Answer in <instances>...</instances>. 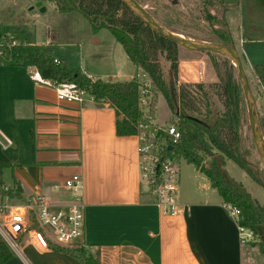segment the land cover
Listing matches in <instances>:
<instances>
[{
	"label": "crops",
	"instance_id": "crops-1",
	"mask_svg": "<svg viewBox=\"0 0 264 264\" xmlns=\"http://www.w3.org/2000/svg\"><path fill=\"white\" fill-rule=\"evenodd\" d=\"M252 2L256 3V0ZM39 4L45 10L44 4ZM239 8L240 3L235 8H228L227 23L234 47L246 49L244 67L255 80V69L264 66V41L256 39L259 38L256 33H264L256 29L263 20L258 21L259 24L253 23L247 31L241 25L235 26L237 37L228 18ZM235 19L232 17L231 20ZM46 38L43 46L36 45L48 50L55 41V33L48 32ZM88 41L99 51H104L101 58L104 67L93 71L80 60L79 68L85 74L98 79L95 74L101 73L106 78L102 80L151 81L129 60L116 39L102 34L101 30L93 33L91 29ZM248 45L253 46L247 50ZM238 52L242 56L245 54ZM193 54L186 50L178 52L180 85L198 81L192 65L201 62L184 59L193 58L190 56ZM112 63L117 65L115 71H110ZM34 69L8 66L0 58L1 190L19 183L25 198L42 195L55 209H60L71 201L70 192L63 187L65 180L79 175L82 179L79 194L85 215L81 243L101 264H244L240 227L217 190L211 187L208 179L202 178L205 175L200 170L195 167L192 175L200 197L195 194L182 196L177 202V215L165 214L148 190L143 189L138 136H118L116 133V111L89 95L82 103L59 101L53 88L35 84L30 79ZM262 87L264 83L262 86L255 82L258 97L264 100ZM255 103L262 123V109L257 100ZM153 122L157 124L155 119ZM179 173L181 183L180 170ZM228 173L264 205V190L253 179L244 178L236 170V177ZM5 199L6 202L19 201L17 198ZM0 202L3 203L1 199ZM257 230L260 241L264 242V228L259 226ZM3 244L10 246L0 233V245ZM11 249L14 258L6 264H82L66 249L38 250L29 241V235L22 237L16 248Z\"/></svg>",
	"mask_w": 264,
	"mask_h": 264
},
{
	"label": "trees",
	"instance_id": "trees-1",
	"mask_svg": "<svg viewBox=\"0 0 264 264\" xmlns=\"http://www.w3.org/2000/svg\"><path fill=\"white\" fill-rule=\"evenodd\" d=\"M236 7L240 0H236ZM226 0H204L206 20L211 26L207 38L198 39L234 47L226 12ZM59 13L78 12L90 22L93 33L109 30L123 47L129 60L151 80L153 94L150 114L155 115L158 95H162L180 131V139L172 145L166 135L164 140L172 145L168 149L177 159L194 165L216 189L225 205L239 210L235 218L240 228L253 232L260 239L257 226L264 228V205L258 203L244 185L236 181L226 169V158L233 160L256 183L264 187L256 172L247 161L250 152L244 145L243 127L246 123V102L236 67L223 56L206 53L212 60L219 82L213 89L203 84L178 83V47L145 25L121 0H54ZM156 18V17H155ZM161 26L175 32L167 23L155 19ZM190 38V37H186ZM159 53L170 63L169 79H165L159 63ZM0 58L3 64L12 67H34L40 74L56 84L76 83L95 101L112 107L117 114L116 133L118 136L138 134L139 124L144 121L140 107L144 84L139 80L112 81L90 80L79 67L72 66L66 59L56 58L43 47L7 35L0 25ZM57 60V61H56ZM222 60L225 71H220ZM256 77L264 83V66L255 69ZM213 93V94H212ZM211 96H216L223 106L217 112ZM177 111L179 112L177 114ZM250 128V126H249ZM205 158L209 164H205ZM17 198L18 205L27 204L19 183L8 190L0 189V199ZM264 253V242H259ZM76 255L82 264H101L84 246L66 250ZM14 258V252L7 244L0 245V264Z\"/></svg>",
	"mask_w": 264,
	"mask_h": 264
},
{
	"label": "rangeland",
	"instance_id": "rangeland-1",
	"mask_svg": "<svg viewBox=\"0 0 264 264\" xmlns=\"http://www.w3.org/2000/svg\"><path fill=\"white\" fill-rule=\"evenodd\" d=\"M136 1L154 19L157 18L158 20H161L165 23H167V21L170 22L169 25L174 29V33L182 35L184 37H190L187 39H204L211 34V26L206 20L204 0ZM39 3L44 4L45 10L40 8ZM236 3V0H226L224 9L228 10V8H235ZM232 17L236 18L235 21L231 20ZM252 17H255L257 20L252 19ZM260 20H263V22L260 23V25H257L256 29L264 31V0H256V3L252 2V0H240L239 11L233 10V13L228 18V21H230L232 29L235 31L234 33H236L237 37L238 32H236L237 29L235 28V26L241 25L247 31L249 27L253 25V23L259 24ZM0 25H2L3 30L8 33L9 36H15L19 39L29 41L30 43L41 44L42 46L43 43L46 42V34L48 32H54L55 41L52 42V47H50L48 50L46 49L52 56L66 59L74 67L80 66V60H83V62H85V64L89 66V68H91L93 71H99L104 67L101 61L104 51H99V49L93 47L88 41L92 29L88 19L78 12H70L66 14L59 13L55 8L54 0H38V2H36V0H0ZM101 31L102 34H105L109 36V38L115 40L109 30L103 29ZM256 34L257 37H259L256 39L261 42L264 41V33ZM252 46L253 45H248L247 50ZM237 49L238 51H242V53H245L244 56L241 55V58L245 57L244 59L242 58L243 65L245 66L244 60L246 59V49L240 48L239 46ZM179 51L185 52L184 49L178 47V52ZM183 56L182 58H184ZM190 56H192L193 58L185 57L184 59L187 58L192 59L193 61L201 62L204 69V79L202 83H198V81H196L197 83L194 84H203L207 89L212 90L213 86L219 82V78L217 72L213 67L211 58L206 53L199 52H194V54ZM159 63L165 79H169L170 63L166 60L164 54L161 55L159 53ZM192 66L193 72H196L197 74V71L199 70L198 65L193 64ZM109 68L110 71H115L117 69V65L112 63L109 65ZM122 69L124 70L123 67ZM220 71L221 73L225 71V66L222 60H220ZM95 75L96 77H99L98 79H106L104 76H102L101 73ZM246 76L252 95L254 98H256L255 102L257 100L260 109H262L263 124H260L264 137V100H261L259 98V93L256 92L255 82L257 83V80L252 79V77L249 76L247 72ZM261 92L263 96L262 89ZM211 99L214 102V108L217 112H221L224 110L222 104L219 102L216 96H211ZM153 119H155L157 125L163 128L168 126L169 123H171L172 119H175V116L171 112L165 98L162 95H158L156 112L155 115H153ZM242 132L245 139L244 145L250 152V155L247 157V161L256 172V175L258 176L262 184H264V171L255 149L252 131L249 128L247 107L246 123L243 127ZM205 164H209V159L205 158ZM178 166L181 172V183L179 184L177 202L182 196H190L191 194L199 196V189L196 188L195 184L192 182V175L195 172V166L187 164L183 159H178ZM227 169L228 172L232 173L234 177H236L234 170H236L244 178H247V176H249L231 159H228ZM202 178H204V180H207L205 176ZM143 185V189L148 190L146 182H143ZM259 186L264 190V187H262L261 185ZM212 190L213 192H215L214 189ZM8 202H6V199H3L4 204L7 203L8 205L10 204L12 206H16L19 204L14 201H10L9 203ZM258 227L259 226H257V228ZM243 230L244 234L249 235L244 242V264H264V253L262 252V248H260L259 246L260 239H255L252 231L247 229Z\"/></svg>",
	"mask_w": 264,
	"mask_h": 264
},
{
	"label": "built area",
	"instance_id": "built-area-1",
	"mask_svg": "<svg viewBox=\"0 0 264 264\" xmlns=\"http://www.w3.org/2000/svg\"><path fill=\"white\" fill-rule=\"evenodd\" d=\"M57 61V60H56ZM203 64H198V83L204 79ZM86 76L94 81L93 76ZM146 74L143 75V78ZM30 79L35 84L45 85L53 88L57 93L59 101L66 103H82L88 95L76 83L64 82L56 84L52 80L44 78L35 68L30 73ZM257 83H263L256 77ZM144 84L140 107L143 109L144 121L139 124L138 154L140 159V177L148 186V192L154 199L155 204L168 215H177V196L180 184V173L178 159L168 149L180 139V131L176 124H169L161 127L153 122L150 110L152 108L153 94L150 92L151 81L142 79ZM264 93V87H262ZM172 142L169 144L162 139L164 135ZM163 135V136H162ZM10 143V142H8ZM82 179L79 175L67 178L63 187L70 192V203L60 209H55L53 205L42 195H35L29 203L23 205H8L0 203V233L8 241L12 248L25 235H29V241L38 249L45 250L50 247H59L66 250H73L80 246L84 230L85 215L79 189ZM231 216L236 218L239 210L230 205H226ZM17 210V211H14ZM242 241L249 236L244 234ZM246 235V236H245Z\"/></svg>",
	"mask_w": 264,
	"mask_h": 264
},
{
	"label": "water",
	"instance_id": "water-1",
	"mask_svg": "<svg viewBox=\"0 0 264 264\" xmlns=\"http://www.w3.org/2000/svg\"><path fill=\"white\" fill-rule=\"evenodd\" d=\"M141 21L150 27L153 31L163 36L177 47L189 52L214 53L230 59L236 67L238 78L243 89L244 98L247 107L249 126L252 131L253 142L257 151L259 160L264 171V137L262 127L258 118L256 103L252 95L242 58L235 47H228L218 43L207 41L187 39L186 37L169 31L161 26L156 20L148 14L136 0H121ZM179 112L177 111V114ZM171 149V147H170Z\"/></svg>",
	"mask_w": 264,
	"mask_h": 264
}]
</instances>
